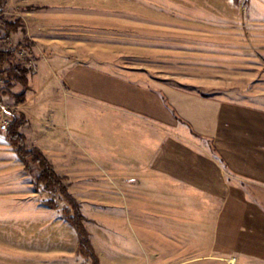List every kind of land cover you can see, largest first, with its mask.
<instances>
[{"label": "crops", "instance_id": "obj_1", "mask_svg": "<svg viewBox=\"0 0 264 264\" xmlns=\"http://www.w3.org/2000/svg\"><path fill=\"white\" fill-rule=\"evenodd\" d=\"M29 82L17 112L26 116L21 133L27 146L38 148L70 188L97 191L92 208H106L117 197L155 209L167 228L143 234L152 254L171 240L180 254L187 221L190 240L210 247L205 254L216 247L238 264H264L263 108L164 83L150 87L69 60L38 61ZM71 94L97 107V137L88 142L96 156L67 138L69 108L62 98ZM31 180L7 134L0 133V185H13L20 195L27 189L17 198L34 205L32 216L16 223L13 263L78 264L84 257L75 228L45 205ZM84 198L77 197L81 204ZM85 217L100 264H107L97 250L102 223Z\"/></svg>", "mask_w": 264, "mask_h": 264}, {"label": "rangeland", "instance_id": "obj_2", "mask_svg": "<svg viewBox=\"0 0 264 264\" xmlns=\"http://www.w3.org/2000/svg\"><path fill=\"white\" fill-rule=\"evenodd\" d=\"M4 10L5 20L18 28L9 41L2 40L5 31L0 28V50L17 51L13 63L29 69V81L38 61L69 60L150 87L164 83L264 109V0H4ZM6 81V75H0V89L9 92L2 106L21 123V132L26 116L17 113L18 105L26 102L30 82L24 102L18 103L15 96L23 88L7 86ZM62 105L69 108L67 138L80 140L88 154L96 156L88 142L97 137V107L72 94L62 98ZM26 172L45 205L70 223L67 212H73L66 199L38 184L39 166L31 165ZM60 177L78 202L77 197H85L83 204L79 202L83 216L101 221L97 250L105 254L107 264H238L216 247L214 254H205L210 247L202 239L190 240L192 224L187 221L180 254L173 240L152 254L143 244V234L147 228H167L154 216L155 209L117 197L106 208H92L97 207V191H75L66 176ZM18 190L0 185V264H14L16 223L34 213L33 202L17 198L27 189L21 195L15 194ZM86 222L85 217L88 231ZM83 260L91 264L86 257L78 264H87Z\"/></svg>", "mask_w": 264, "mask_h": 264}, {"label": "trees", "instance_id": "obj_3", "mask_svg": "<svg viewBox=\"0 0 264 264\" xmlns=\"http://www.w3.org/2000/svg\"><path fill=\"white\" fill-rule=\"evenodd\" d=\"M4 0H0V28L4 29L3 41H9L11 36L17 32V23L6 21L4 18ZM16 50H0V75H6L7 86L10 84L20 85L23 88V92L16 95L18 103H22L25 100L26 91L29 90L28 74L29 69L20 64H14L16 59ZM5 66L9 68L4 69ZM7 89H0V104L2 105V97L8 95ZM21 123L17 118H14L7 137L14 147L18 157L24 163L27 170L31 165H37L40 168V174L37 178L39 185H43L45 190L52 193L61 194L68 202L73 215L67 212L66 218L75 228L79 237V253L84 257L91 260V264H100V259L95 252L91 243L89 232L84 226L85 217L83 216L79 202L71 195L65 185L66 179L60 177L54 170L52 164L47 157L38 149L27 146V139L24 134L20 132ZM48 205L51 208H55L54 203L49 202ZM71 212V211H69Z\"/></svg>", "mask_w": 264, "mask_h": 264}, {"label": "built area", "instance_id": "obj_4", "mask_svg": "<svg viewBox=\"0 0 264 264\" xmlns=\"http://www.w3.org/2000/svg\"><path fill=\"white\" fill-rule=\"evenodd\" d=\"M12 121L9 109L0 105V133H7Z\"/></svg>", "mask_w": 264, "mask_h": 264}]
</instances>
